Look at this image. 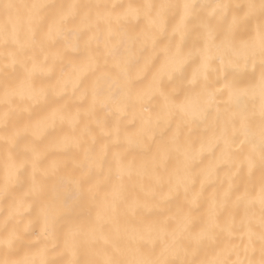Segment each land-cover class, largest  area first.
<instances>
[{"label": "snow or ice", "instance_id": "6c2138e0", "mask_svg": "<svg viewBox=\"0 0 264 264\" xmlns=\"http://www.w3.org/2000/svg\"><path fill=\"white\" fill-rule=\"evenodd\" d=\"M0 205V264H264V0H0Z\"/></svg>", "mask_w": 264, "mask_h": 264}, {"label": "bare ground", "instance_id": "6f19581e", "mask_svg": "<svg viewBox=\"0 0 264 264\" xmlns=\"http://www.w3.org/2000/svg\"><path fill=\"white\" fill-rule=\"evenodd\" d=\"M13 2H15V3H26V2H28V0H13ZM51 2L59 3V2H64V0H51ZM198 2H200V3H206V2H209V0H198ZM233 2H234V3H236V2H241V3H242L243 0H233ZM170 36H171V31H170V29H169V31H168L164 36H162V37L160 38L161 46H163V44H167V42H168V38H169ZM194 40H195L194 35L189 34V35L186 37V39H185V46H186L187 48L192 47ZM244 71H246V72H247L248 74H250V75L253 74V70H252L251 67L245 69ZM190 73H191V68H188V69L186 70V72H185V76H186V77L189 76ZM258 73H259V67L257 66V68H256V70H255V74L258 75ZM177 83H178V81H177ZM57 131H59V129H57ZM56 158H57V157L54 155V156H53V159H56ZM221 177H223V172H221ZM4 211H6V205H0V212H4Z\"/></svg>", "mask_w": 264, "mask_h": 264}]
</instances>
